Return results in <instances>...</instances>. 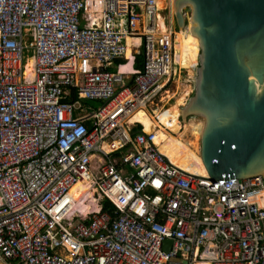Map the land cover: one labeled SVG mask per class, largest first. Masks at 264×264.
I'll return each mask as SVG.
<instances>
[{"label":"built area","instance_id":"obj_1","mask_svg":"<svg viewBox=\"0 0 264 264\" xmlns=\"http://www.w3.org/2000/svg\"><path fill=\"white\" fill-rule=\"evenodd\" d=\"M176 34L158 0H0V264H264V176L160 149Z\"/></svg>","mask_w":264,"mask_h":264},{"label":"water","instance_id":"obj_2","mask_svg":"<svg viewBox=\"0 0 264 264\" xmlns=\"http://www.w3.org/2000/svg\"><path fill=\"white\" fill-rule=\"evenodd\" d=\"M185 7L200 53L181 121L204 119L200 155L212 180L264 176V0H174L179 29Z\"/></svg>","mask_w":264,"mask_h":264},{"label":"bare ground","instance_id":"obj_3","mask_svg":"<svg viewBox=\"0 0 264 264\" xmlns=\"http://www.w3.org/2000/svg\"><path fill=\"white\" fill-rule=\"evenodd\" d=\"M164 2L166 1L158 0V5L163 7ZM170 5L172 11H174V0H170ZM162 7L160 8L162 9ZM27 32L28 31L26 30V33ZM129 42L130 39H128V43ZM28 44H30V41L28 42ZM175 48L180 52L179 59L182 63V66L184 68L193 67V65H188L186 63V60L193 62V64L196 62V59L198 58L200 53V43L198 38L194 37L191 34V24L188 26L187 30L177 32ZM24 53L26 56L25 72L28 76H33V50L29 46L25 49ZM110 66L114 68L121 67L122 69H125L123 66H117L115 64V60L111 62ZM189 72L192 73V70L190 69ZM179 88L181 94L176 98V103L170 107V113H173V118L167 116L161 117V121L166 124L168 128L171 129V131L177 132V135L171 136L169 133H166L159 129L158 134L160 141L162 142L160 149L178 167L196 174L208 175V171L200 155V140L204 131L205 123L203 120V122H200V124L188 122L181 127L177 120V116L179 115V113L181 114V106L185 105L186 98H188L187 96L191 92V89L189 86H186L184 84L180 85ZM144 115L145 113L143 111H140L136 113L130 121L132 123L138 122L139 126L145 128L146 131H152L153 125L157 124L152 120L151 117H145ZM84 189L85 186L83 183L77 184L73 189L75 196H78L79 190ZM95 206V202H91L87 206L79 205V208H76L74 210V213L85 216L89 213L91 208L93 209Z\"/></svg>","mask_w":264,"mask_h":264},{"label":"rangeland","instance_id":"obj_4","mask_svg":"<svg viewBox=\"0 0 264 264\" xmlns=\"http://www.w3.org/2000/svg\"><path fill=\"white\" fill-rule=\"evenodd\" d=\"M165 1H166V2H164L165 5L163 3V7L159 6V7H162L163 14L167 17V19H169V21L172 22V24L175 25L177 32L183 31V30L184 31L187 30L188 26L190 25L189 18H190V15H191V8L190 7H185L184 13H185V16H186L187 26L185 28H183V29H179L177 27L176 23H175L174 11H172V9H171L170 0H165ZM175 46H176V37H175ZM179 53L180 52L175 48L174 72H173V76H172L171 86L168 88V92L165 93V95L162 97V98H164L162 102H165V104L166 103H170V104L173 105V104L176 103V98L181 94V91L179 90L180 89L179 87L182 84H184L186 86H189L190 89H191V92L189 93V95L187 97H190L192 95V93H193V86H194L195 79H196V70H197V67H198L199 59L197 58L196 62L194 64H193V62H191L189 60H186V63L188 65H193V67L184 68L182 66V63H181L180 59H179ZM190 69L192 70V73L189 72ZM178 84H180V85H178ZM187 99H189V98H186L185 105H186V103L188 101ZM84 103L86 105L90 106L91 108L95 109V108H97L100 105L101 102L97 101V100H94V101L85 100ZM185 105H182L181 107H184ZM202 120L204 121V119L202 117H200V116H191V117H189L187 119L186 122L182 121L181 126L185 125L188 122H192L194 124H200V122H203ZM168 132H169V134L171 136H176L177 135V132H173V131H168Z\"/></svg>","mask_w":264,"mask_h":264},{"label":"trees","instance_id":"obj_5","mask_svg":"<svg viewBox=\"0 0 264 264\" xmlns=\"http://www.w3.org/2000/svg\"><path fill=\"white\" fill-rule=\"evenodd\" d=\"M132 61V57H131V53L128 54L127 58L126 59H121V60H116L115 61V64L117 66H123L125 69H129L131 70V66H130V63ZM135 62L131 63V65H134ZM77 98V95L76 93L74 92L73 93V99H76ZM103 208L105 210H108V211H113L114 210V206L108 201V200H104L103 202Z\"/></svg>","mask_w":264,"mask_h":264}]
</instances>
